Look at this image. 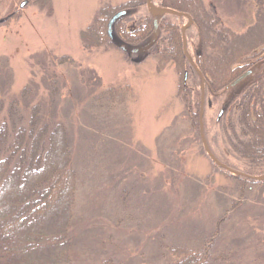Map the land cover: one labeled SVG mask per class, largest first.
Instances as JSON below:
<instances>
[{"label": "rangeland", "instance_id": "obj_1", "mask_svg": "<svg viewBox=\"0 0 264 264\" xmlns=\"http://www.w3.org/2000/svg\"><path fill=\"white\" fill-rule=\"evenodd\" d=\"M23 1L11 0L10 7V0L0 2V19L9 16L0 23V58H7L13 77L10 94H17L28 80H39L42 70L36 60L43 56H67L71 59L75 69L64 62L56 65L53 61V66L69 86L76 80L80 91L84 89L78 81L80 77H77L81 70L98 76L100 87L127 85L130 89L124 111L105 110L94 117L88 112L72 119L71 133L75 135L72 161L77 172L73 212L75 254L80 263L167 264L169 255L163 245L199 247L200 241L213 228L215 218L237 199L238 186L233 177L225 174L230 172L213 164L204 151L199 126L197 138L195 129L184 115L187 109L184 100L189 97L194 105L193 102L201 95L202 102H198L204 113L203 134L212 153L234 170L241 173L249 171V162L234 153L228 143L227 137L231 138L232 129L238 128V121L235 111L226 108V102L263 76L264 48L256 53V63L245 66L244 70L251 69L252 73L214 98L206 92H198L200 87L193 82L191 72L184 70L180 73L176 69L169 57L172 52L159 53L163 46L169 44V33L162 26L163 18H166V22L181 29L184 51L191 58L190 64L196 60L201 34L188 14L180 15L174 11L153 16L147 0L135 7H122L128 0H27L20 7ZM202 1L207 9L212 7L211 0ZM231 1L232 5H229ZM150 3L160 6L158 0H150ZM218 5L219 19L235 33L244 32L255 17L253 0H221ZM247 5L249 8L245 7ZM101 9L109 16L106 27L116 12L124 10L125 15L119 17L124 27H135L144 18H150L153 31L146 40L133 46L121 41L112 24L109 39L113 45L106 41L98 47L86 48L81 33L99 16ZM151 41L154 43L142 50ZM181 84H187L188 88L178 93ZM64 93L62 90V96ZM221 109L224 111L220 114ZM111 114L116 115L114 120L117 122L109 120ZM127 119L131 142H136L151 156L149 168L142 159L143 153L129 150L130 157L141 171L136 175L134 168L127 169V147L119 143L127 139ZM111 124L119 126L118 129L112 130ZM161 134L172 137L162 143ZM168 144H175L173 156L184 169L182 176L188 180L185 183L171 180L174 170L166 167L170 164L167 160L170 155ZM164 146L167 147L165 152L159 153L157 149ZM117 152L124 158H117ZM161 178L166 179L163 182ZM196 185L201 188L200 192ZM258 190L253 195L256 200L258 194L264 196V189ZM240 210L242 214L254 215L255 222L250 218L235 226V217L228 214L230 218H226L220 227L213 249L215 245L218 251L232 249L235 255L240 256L248 251L245 244L253 241L252 235H264V217H260L264 212H260L261 208ZM257 227H262L263 232H256L254 229ZM239 261L240 264H259L252 256L235 259V264Z\"/></svg>", "mask_w": 264, "mask_h": 264}, {"label": "trees", "instance_id": "obj_2", "mask_svg": "<svg viewBox=\"0 0 264 264\" xmlns=\"http://www.w3.org/2000/svg\"><path fill=\"white\" fill-rule=\"evenodd\" d=\"M144 1L128 0L126 6L122 4V7H135L141 2L145 3ZM158 1L160 6L178 11L180 15L188 14L198 27L201 46L196 50V60L192 64L189 62L191 58L184 51L181 29L166 22V18H163L162 26L169 33V44L163 46L159 52H172L170 60L180 73L184 70L192 73L193 82L200 87L198 92L203 91L216 98L225 93L237 74L245 71V66L258 61V58H255L256 53L264 48V0H253L255 17L242 33L228 29L219 19L218 3L221 0H211L212 7L208 9L202 0ZM10 5L11 0L8 7ZM229 5H232V1ZM248 6L245 7L249 8ZM107 15L101 9L99 16L81 33L86 48L98 47L106 41L113 43L107 34ZM167 16L169 14L165 17ZM7 18L9 16L4 18V21ZM113 24V30L121 41L133 46L146 40L151 30L153 31L150 18H144L132 28L124 27L122 18ZM49 58L43 56L36 60L42 70L39 80H28L17 94L9 92L13 77L7 58H0V264H81L75 254L73 212L77 172L75 162L72 161V142L75 138L71 133L72 119L78 114L87 115L88 112L94 117L100 111H124L125 100L130 93L127 85L100 87L101 79L93 72L84 73L83 70L80 71V76H77L80 77L77 79L82 89L84 88L80 91L76 80L69 86L67 81L60 77L54 68L55 65L53 66V61L56 65H62L64 62L75 69V63L67 56ZM260 77L256 83L245 87L226 102V108L235 111V119L238 121V128L232 129V139L227 137L228 143L234 153L247 160L251 167L249 171L243 172V175H235L226 172L225 168L226 171L222 169L226 175L236 180L238 197L215 218L213 228L203 241H200L199 247L163 245L169 255L167 264H235V259L246 256H252L259 264H264V235H252L253 241L245 244L248 251L241 253V257L235 255L232 249L218 251L216 245L213 249L214 238L219 235L220 227L226 218H230L228 214L232 213L237 226L245 219L251 218L254 221V215L252 217L242 214L240 209L260 207V212H264V196L258 194L257 200L253 196L258 189H264V180L255 181L251 178L255 175L264 176V73ZM187 88V84H181L178 93H183ZM62 90H65L64 96ZM184 101V107L188 109L184 115L190 126L195 129L198 138L200 115L204 125V113L199 105V102H202L201 95L193 102L194 105L189 97ZM191 108L194 109L191 111ZM108 117L112 122H117L114 120L116 115L111 114ZM128 126L127 119V139L119 143L127 147V169L134 168L136 175L141 171H138V164L130 157L131 152L135 150L143 153L141 158L149 168L151 156L136 142H131ZM118 127L112 124L110 126L114 131ZM110 128L108 127L109 130ZM163 135L159 137L163 140L162 143L172 137L170 134ZM168 145L167 152L170 155L167 160L170 164L166 167L174 170V175H170L171 180L175 182L178 179L185 183L188 180L182 176L185 174L184 169L173 156L172 151L176 152L173 147L175 144ZM165 147L157 151L165 152ZM117 158L124 157H119L117 152ZM161 179L164 182L166 178ZM197 190L200 192L201 188L197 186ZM258 228L254 230L263 232L262 227Z\"/></svg>", "mask_w": 264, "mask_h": 264}, {"label": "water", "instance_id": "obj_3", "mask_svg": "<svg viewBox=\"0 0 264 264\" xmlns=\"http://www.w3.org/2000/svg\"><path fill=\"white\" fill-rule=\"evenodd\" d=\"M26 3V1H23L22 3H20V7H22L24 4ZM147 4L150 8V13L153 15V16H159V15H162L165 13H168V12H174V11H171L170 9L168 8H163L161 6H158V5H154L152 3H150V0H147ZM19 7V8H20ZM125 12L126 11H118L116 12L108 21V24H107V32H108V35L109 37H111V26L112 24L114 23V21H116V19H118L119 17H121L122 15H125ZM156 19L154 20V24H156ZM152 43H154V41H151L149 42V44L145 45L143 47L144 50L147 49V47H149ZM251 73V69L250 70H247L245 71L244 73H242L241 75H239L237 78H235L231 83H230V86H234L236 83H238L241 79H244L246 76H248L249 74ZM185 77V76H184ZM221 111H223V109H221ZM221 111H220V114H221ZM201 117H199V135H200V140H201V144L206 152V154L208 155V157L214 162V164L222 167V168H225L227 171H229L230 173L232 174H235V175H243V173L237 171V170H234L232 168H229L227 167L225 164L221 163L219 160H217L215 158V156L212 154V152L210 151V149L208 148V145L206 144V139H205V136L203 134V125L201 123ZM252 179H254L255 181L256 180H264V176H251Z\"/></svg>", "mask_w": 264, "mask_h": 264}, {"label": "flooded vegetation", "instance_id": "obj_4", "mask_svg": "<svg viewBox=\"0 0 264 264\" xmlns=\"http://www.w3.org/2000/svg\"><path fill=\"white\" fill-rule=\"evenodd\" d=\"M210 5H211V3H210Z\"/></svg>", "mask_w": 264, "mask_h": 264}]
</instances>
